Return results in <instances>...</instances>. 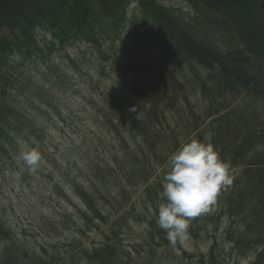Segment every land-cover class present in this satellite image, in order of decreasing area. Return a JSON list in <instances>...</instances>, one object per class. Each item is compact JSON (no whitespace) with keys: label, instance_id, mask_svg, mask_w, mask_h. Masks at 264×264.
<instances>
[{"label":"trees","instance_id":"16d2710c","mask_svg":"<svg viewBox=\"0 0 264 264\" xmlns=\"http://www.w3.org/2000/svg\"><path fill=\"white\" fill-rule=\"evenodd\" d=\"M186 1L197 15L187 18L160 0H0V158L12 157L20 144H32L40 137L44 162L52 168L34 173L48 178L46 196H55L59 206L64 199L71 202L80 228L91 229L97 220L110 223L103 242L78 251L85 262L131 264L118 236L132 216L138 217L134 214L138 202L151 213L145 221L152 243L169 245L156 222L158 206L166 202L161 193L168 157L196 139L213 144L230 170H237L232 186L190 220L189 235L204 239L222 222L237 223L242 227L233 239L237 264L243 257L252 258L249 264H264V133L257 130L254 105L264 102V0ZM211 26L218 39L225 36L223 41L208 32ZM37 29L44 32L42 44L36 39ZM76 42L84 50L74 57L67 47ZM15 52L19 60L12 56ZM88 54L99 60L91 56L85 62ZM36 59L45 69L41 78L33 76V95L22 99L23 91L12 92L22 76L20 65ZM95 63L99 65L92 76ZM77 71L88 73L83 89L88 94L83 99L92 105L90 121L80 122L70 148L81 157V165L71 150L56 153L68 145L66 134L58 142L47 139L43 119L48 115L52 120L53 111L62 115L53 98L52 103L44 100L45 91L49 86L60 88L54 80ZM34 80L29 85L35 86ZM191 95L200 96L206 105L191 108ZM36 99L41 102L36 104ZM222 103L225 110L232 107L230 111L221 114ZM170 113L181 122L175 117L174 126ZM130 190L141 191L138 202L118 213L130 199L124 196ZM13 216L7 210L0 212V264L65 262H60L65 256L57 247L48 252L43 245L39 253L32 251L18 221L7 219L17 217ZM62 217L63 229H71L73 219ZM50 227L49 235L57 232L54 223ZM202 262L207 263L205 256Z\"/></svg>","mask_w":264,"mask_h":264},{"label":"rangeland","instance_id":"374dc122","mask_svg":"<svg viewBox=\"0 0 264 264\" xmlns=\"http://www.w3.org/2000/svg\"><path fill=\"white\" fill-rule=\"evenodd\" d=\"M163 3L167 5L174 6L175 8H181V10L185 11L186 13H191L190 6L183 2L182 0H162ZM95 61L97 59V55L88 54L86 59L84 60L87 62V59L91 58ZM98 64L95 63L94 66L91 65V73L95 74V68ZM90 67V66H89ZM45 69L43 66V62L40 59L32 60V62L23 63L20 65V72H22V76L20 80H25L26 90H24L22 99H26L33 95V89L36 87L35 78L42 77V71ZM40 74V75H39ZM83 76V77H82ZM59 77V76H58ZM57 77V78H58ZM33 78L34 83L31 86L29 85L30 79ZM45 78V75H44ZM88 73L79 74L78 71L74 73L73 76H66L61 77L59 79L54 80V83L57 84L60 88H49L45 91L44 100L49 98L51 103L52 99H54V104L58 106V112H61L62 115H58L53 111V116L51 117L52 120L48 115L43 117L45 124H48V132L49 136L47 139H52L58 142V139H62L63 135L66 138L68 145L63 149L59 150L60 153L71 150L70 148L73 147V143L76 140V133L75 129L77 130L80 128V122L83 119H87L90 121L91 116L90 110L92 109V105H87L85 100V94H88L87 91H83L82 87L84 80H88ZM96 79V78H95ZM101 81V80H100ZM112 81L106 82L108 85L111 84ZM103 85V83H102ZM83 91V92H82ZM185 93V92H182ZM191 105L195 108L202 109L203 106L206 105L205 101L201 99L200 96L191 95L190 96ZM182 101V100H181ZM227 100H225L226 102ZM36 104L40 103V99L35 100ZM184 102L182 101L180 106ZM236 101H233V108L236 107ZM235 104V105H234ZM29 105V104H27ZM255 109H258L257 118H258V131L259 134L264 133V102L260 101V103H256ZM223 109L221 113H225V105L222 103ZM31 111H33L32 105H30ZM231 108V107H230ZM228 108V109H230ZM188 109V107L181 108L180 111H184ZM229 111V110H227ZM31 113V112H30ZM241 113L237 111L236 114ZM177 117L173 113L169 114L170 122L173 123L175 126L176 121H180L179 117ZM250 120L253 119V113L248 114V118ZM63 119L65 121L63 122ZM218 122L220 121V117H218ZM211 124H214L211 123ZM216 124V123H215ZM29 147V148H36L40 151L41 155L44 156L42 152V141L40 137L37 139L35 138V142L32 144L24 143L20 144L21 146ZM73 151V150H71ZM20 152V151H19ZM19 152H15L12 157L3 156L0 158V212L7 210L8 212L16 213L17 218L20 215L21 223L25 225L26 231L30 234L29 243L31 244L30 248L32 251H37L38 253L41 251L42 245L48 247L49 252H51L54 247H58L61 253H64L68 259L65 264H93L90 262H85L83 259L80 258L78 255V249L72 246V243L75 240L82 239L84 243L90 242L93 244L96 241H100L101 238V229H97L93 233H88L84 235H80L78 231L73 227L71 229H63V219L61 215L64 213L63 209L66 207L69 208V213L72 212L73 207H71L67 202H64L62 205H57V200H55V196L50 197V195L46 196V180L48 178L37 174V177L33 180V175L31 172L27 170V168L18 163V154ZM75 157L74 158L78 164L81 165L84 162L80 161L81 157H79L77 151H73ZM42 170H48L52 168L51 165H47L43 162L42 166L40 167ZM237 168H234L231 171V174L235 172ZM21 171H24L22 174ZM161 170L159 171V173ZM25 174L28 175V180H25ZM25 180V181H24ZM137 195V194H136ZM134 195V196H136ZM39 196L43 197V202L38 198ZM45 197L49 198L46 199ZM49 206V207H48ZM58 206V207H57ZM48 207V208H47ZM45 208L43 212L38 215H35V212L38 210ZM3 210V211H1ZM14 211V212H13ZM13 216V215H12ZM14 217V216H13ZM77 218L78 215H75ZM8 220H11L10 217H7ZM14 219V218H13ZM12 219V220H13ZM52 222L57 226V232H53L49 235V223ZM238 222H240L238 220ZM132 224V223H131ZM222 225L217 230L216 235L217 243L215 246L217 247L216 252L214 254V258L217 264H237V253L233 248V244H231V240L234 236L239 235L240 228L238 225H229L227 222H222ZM104 229V226L103 228ZM147 227L146 224H132V229L127 231L124 235L123 244L126 249L132 252L131 256V264H200L198 258L189 259L188 257H182L181 252L171 253L166 251L165 249H157L150 247V240H147ZM211 243H209L206 238L202 242H195L194 239L189 238L183 245L182 248L187 250L191 254H198V253H208L210 250ZM136 247L135 250L133 247ZM126 251V250H125ZM65 257V258H66ZM244 258V257H243ZM241 258V264L250 263L252 258ZM23 264H32V263H23ZM64 264V263H62Z\"/></svg>","mask_w":264,"mask_h":264},{"label":"clouds","instance_id":"9594fccd","mask_svg":"<svg viewBox=\"0 0 264 264\" xmlns=\"http://www.w3.org/2000/svg\"><path fill=\"white\" fill-rule=\"evenodd\" d=\"M136 119H141L139 113ZM17 159L31 173L42 163L38 149L23 145ZM233 180L229 165L211 143L192 139L168 157L161 193L166 202L158 206L156 222L171 246L189 239L190 220L206 212Z\"/></svg>","mask_w":264,"mask_h":264}]
</instances>
